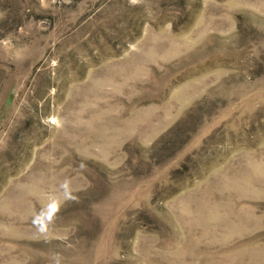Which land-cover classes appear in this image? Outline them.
Masks as SVG:
<instances>
[{
	"label": "rangeland",
	"instance_id": "374dc122",
	"mask_svg": "<svg viewBox=\"0 0 264 264\" xmlns=\"http://www.w3.org/2000/svg\"><path fill=\"white\" fill-rule=\"evenodd\" d=\"M0 264H264V0H0Z\"/></svg>",
	"mask_w": 264,
	"mask_h": 264
}]
</instances>
